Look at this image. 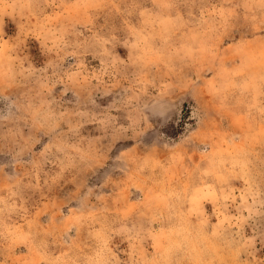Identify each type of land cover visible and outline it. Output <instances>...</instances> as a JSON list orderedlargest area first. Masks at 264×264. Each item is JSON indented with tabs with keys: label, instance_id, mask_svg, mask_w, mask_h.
I'll list each match as a JSON object with an SVG mask.
<instances>
[{
	"label": "rangeland",
	"instance_id": "rangeland-1",
	"mask_svg": "<svg viewBox=\"0 0 264 264\" xmlns=\"http://www.w3.org/2000/svg\"><path fill=\"white\" fill-rule=\"evenodd\" d=\"M0 264H264V0H0Z\"/></svg>",
	"mask_w": 264,
	"mask_h": 264
}]
</instances>
